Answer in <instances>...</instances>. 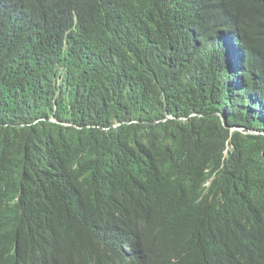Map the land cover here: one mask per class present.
I'll use <instances>...</instances> for the list:
<instances>
[{
	"label": "trees",
	"instance_id": "1",
	"mask_svg": "<svg viewBox=\"0 0 264 264\" xmlns=\"http://www.w3.org/2000/svg\"><path fill=\"white\" fill-rule=\"evenodd\" d=\"M252 131L264 0H0V264H264Z\"/></svg>",
	"mask_w": 264,
	"mask_h": 264
},
{
	"label": "rangeland",
	"instance_id": "2",
	"mask_svg": "<svg viewBox=\"0 0 264 264\" xmlns=\"http://www.w3.org/2000/svg\"><path fill=\"white\" fill-rule=\"evenodd\" d=\"M236 131V130H235ZM228 156V155H227ZM247 181H248V184L250 186V188H256V186L254 185L257 181L259 183H262L264 182V177H261L260 180L258 179V176L254 173H251L248 175L247 177Z\"/></svg>",
	"mask_w": 264,
	"mask_h": 264
},
{
	"label": "clouds",
	"instance_id": "3",
	"mask_svg": "<svg viewBox=\"0 0 264 264\" xmlns=\"http://www.w3.org/2000/svg\"><path fill=\"white\" fill-rule=\"evenodd\" d=\"M223 120H224V122H225L226 127L229 128V126H228V122L226 121V119L223 118ZM235 130H236V131H241V132H243V133H246V129H245V128H235L234 131H235ZM251 134H252V135H255V136H259V137L264 136V134L261 135L262 133L253 132V131L251 132Z\"/></svg>",
	"mask_w": 264,
	"mask_h": 264
},
{
	"label": "bare ground",
	"instance_id": "4",
	"mask_svg": "<svg viewBox=\"0 0 264 264\" xmlns=\"http://www.w3.org/2000/svg\"><path fill=\"white\" fill-rule=\"evenodd\" d=\"M221 117V116H220ZM224 121V120H223ZM44 260V259H43ZM41 264V263H40Z\"/></svg>",
	"mask_w": 264,
	"mask_h": 264
}]
</instances>
